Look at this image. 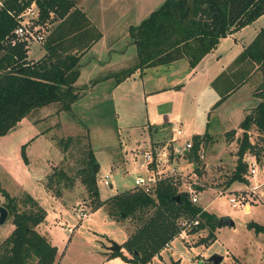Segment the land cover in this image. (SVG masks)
<instances>
[{"label": "rangeland", "instance_id": "374dc122", "mask_svg": "<svg viewBox=\"0 0 264 264\" xmlns=\"http://www.w3.org/2000/svg\"><path fill=\"white\" fill-rule=\"evenodd\" d=\"M164 1L75 0L91 22L106 33V43L97 44L79 62L81 78L76 86L87 87L86 90H80L82 97L70 112L59 110L57 105L39 109L24 119L20 128L0 137V188L10 197L21 199L23 194L30 195L46 212L39 232L56 247L55 264H134L121 257L122 254L126 259L131 258V254L121 248L128 233L127 220L118 222L112 219L107 207L93 210L94 200L79 180L71 190H64L61 198L46 192V179L54 168L61 167L73 176L86 166L89 147L94 152L95 164L100 167L96 174L99 201L104 202L133 187L138 176H147V163L141 155L147 151L155 161L159 158L169 159V168L163 170L171 172L174 169L171 178L180 184L179 191L194 190L198 206L218 218L228 216L234 221V228L217 229L215 240L207 246L199 244L206 233L187 234L184 239H176L171 249L162 254L161 260L153 259L150 264H208L206 261L212 255L224 257L221 264H264V231L248 227L249 224L264 227V201L258 200L264 194V186L258 190L256 201H243L251 205L249 211L241 207L233 209L226 194L247 195L244 191L248 188L247 184L228 183L235 171L236 152L242 136L238 126L247 112L250 113L259 103L252 92L263 76L254 74L246 77L238 82L246 83L232 88L235 90L229 94H223L222 90L227 88L221 86L222 78L218 76L210 87L205 88L192 81V75L188 76L192 71L188 63L184 66L181 64L165 75L169 77L163 83L170 88L156 99L148 100L140 99L142 85L138 80L122 82L120 86H114L113 79L95 83L102 77L135 64L136 51L129 39L128 29L139 25ZM262 27L264 16L240 30L233 39L222 40L217 50L228 54L239 52L242 46L254 40ZM41 34L45 40L47 30L43 28ZM106 45L111 48L107 52ZM42 47V43L31 45L29 58L39 59L43 55ZM100 50L104 52L100 53ZM99 56L97 67L95 62ZM219 101L220 105L216 106ZM148 127L153 128V134L159 130L156 128H163L160 133L155 132L161 138L152 147L148 146ZM178 129L187 139L205 133L211 136L205 158L199 161L197 168L193 163V169L187 158L171 155L173 145L180 146L185 142L183 138L176 143L172 141L171 134ZM232 130L237 131L230 144L225 139V133ZM248 135L254 147L249 153L256 155L259 167L264 169V135L255 127L250 129ZM69 137L71 143L64 154L58 141ZM167 143L169 146L162 151ZM153 164L150 167H154ZM160 170H153L155 176L159 175ZM247 174L248 170L244 177L246 182L249 179ZM106 175L110 186L104 185ZM258 180L250 179V183L256 185ZM219 192L225 195L218 196ZM3 203L0 195V207H3ZM78 206L85 208L86 219L78 217ZM24 207L22 203L19 204L20 210ZM64 226L73 229V233H69ZM185 228L187 233L189 228ZM11 230L8 215L6 222L0 226V240L5 239ZM111 243L120 246V255H109Z\"/></svg>", "mask_w": 264, "mask_h": 264}, {"label": "trees", "instance_id": "16d2710c", "mask_svg": "<svg viewBox=\"0 0 264 264\" xmlns=\"http://www.w3.org/2000/svg\"><path fill=\"white\" fill-rule=\"evenodd\" d=\"M32 3L38 11L34 25L40 33L43 28L47 30L42 43L43 55L35 60L28 59L29 47L25 42L13 41V32L18 26L17 17ZM263 15L264 0H165L139 25L128 29L129 39L136 51L135 64L95 83L113 79V85L117 86L137 71L181 60L194 69L221 39L251 25ZM101 38L99 28L76 5L75 0H1L0 137L7 135L39 109L57 105L59 110L70 112L82 97L80 90L87 88L76 86L79 62ZM235 67H239V81L254 74L263 76L253 92L259 103L238 126L242 136L236 152L235 171L228 183L247 184L244 178L247 166L243 157L254 148L248 132L255 127L264 135V27L234 61L232 68ZM243 82L223 94L230 93L234 90L232 88ZM234 135L235 130H232L225 133V138L230 141ZM191 141L192 149L186 158L197 168L201 145H207L209 136L207 133L202 137L193 136ZM58 143L65 154L71 138L60 139ZM95 163L94 152L89 147L84 168L73 176L61 167L54 168L47 176L45 189L55 198H61L63 191L71 190L79 180L94 200L93 210L107 207L112 219L118 222L127 220V240L121 248L130 253L131 258L126 259L121 254L123 259L134 264H150L174 239L185 233L183 223L196 222L189 227L187 234L206 233L200 239V245L207 246L215 240L219 218L192 204L189 194L179 191L180 184L174 178L156 181L148 192L133 187L101 202L96 175L92 171ZM0 195L14 227L0 243V264H54L56 247L37 231L45 222L46 212L28 194L19 199L10 197L0 188ZM20 203L25 206L23 210L19 209ZM248 227L264 231V227L257 224H249ZM120 250L109 255H120Z\"/></svg>", "mask_w": 264, "mask_h": 264}, {"label": "crops", "instance_id": "0c3cea01", "mask_svg": "<svg viewBox=\"0 0 264 264\" xmlns=\"http://www.w3.org/2000/svg\"><path fill=\"white\" fill-rule=\"evenodd\" d=\"M264 16V15H263ZM262 17V16H261ZM260 19V18H259ZM257 21V20H256ZM255 21V22H256ZM254 22V23H255ZM252 23V24H254ZM251 24V25H252ZM250 26V25H248ZM246 26V27H248ZM98 27V26H97ZM245 27V28H246ZM99 30L101 31L102 33V38L100 39V41H98L95 45H93L91 47V49H93L97 44H103L104 45V42L106 43L105 39H106V33L103 32L102 29H100V27H98ZM244 29V28H243ZM242 30V29H241ZM240 32V31H238ZM238 32L230 35V36H227L226 38L224 39H233L235 37V35L238 34ZM224 39H221L219 41V44L222 40ZM251 43V42H250ZM248 43L246 46H242V49L239 51V52H235L233 54V52H230V54H228L229 52H224V51H221L220 49L217 50V47L211 51L209 54H207L201 61L200 63L194 68L192 69L191 73L188 74L189 75H192L191 79L192 81L196 82L197 84H201L202 86H205V88L207 87H210L212 82L219 76L220 78L223 79V82L221 84L222 85H225L226 86V90H222V92H227L232 86L233 84H237L239 82V72H238V69L239 67H235V68H232V65L234 64V61L239 57V55L243 52V50L250 44ZM219 47V45H217ZM109 46L107 47L106 45V52L108 50ZM91 49L82 56L81 60L83 58H85L87 56V54L91 51ZM111 49V48H109ZM104 50H100V53H103ZM134 55V54H133ZM136 55V53H135ZM101 56L97 57L96 59V62L95 64L97 63V67H99V58ZM28 59H31L29 58V54H28ZM80 60V61H81ZM90 63V62H89ZM186 61L185 60H181V61H177V62H174V63H171L169 65H166V66H159V67H154V68H148V69H145L143 70L142 72L140 71H137L135 74H133L129 79H127V81H124L122 84H124L125 82H128V81H140L141 85H142V88L140 90V95H141V100H148L149 98H152V99H156L158 96H160V94L165 91V90H168L170 87H166L163 83V80H166L168 81V77H166L165 75L167 74V72L169 71H172V69H175L176 67H179V65L182 64V66L186 65ZM106 64V63H105ZM93 69H95V67H93ZM227 70H229V72H227ZM91 72H92V69H91ZM93 74V73H92ZM81 78V72H80V76L78 78V80ZM191 79H189L191 81ZM107 80H110V79H107ZM106 80V81H107ZM243 83H246L243 82ZM242 83V84H243ZM120 84V85H122ZM77 85L79 86V82L77 83ZM119 85V86H120ZM118 86V87H119ZM219 88V86H218ZM237 88V87H236ZM235 90V89H234ZM233 90V91H234ZM232 92V91H230ZM254 92V90H253ZM252 92V93H253ZM229 94V93H228ZM249 112H247L248 114ZM246 114V115H247ZM149 128V133H150V140H149V145H154V144H157L158 143V139L161 138L160 135L156 134V133H160V131L163 130V128H156V129H159V130H155L154 131V134L153 132H151V130H153L152 127H148ZM238 130V129H237ZM235 130V131H237ZM156 132V133H155ZM183 132V131H182ZM203 135H201L202 137ZM211 136L209 135V138ZM171 138L174 139V135L171 134ZM192 138V137H191ZM189 138V139H191ZM185 140H189L187 138H183ZM226 139V138H225ZM232 138L230 139V144L232 143ZM167 146H169V144H165L163 147H162V151L164 148H167ZM207 146H208V143L207 145L204 146V144L201 145V151L200 152H204V154L206 155L205 151L207 149ZM124 150H126L125 146H123ZM145 148V147H144ZM153 148L155 149L156 147L153 146ZM147 153V151H144L141 153L142 156H144L143 154ZM186 158V157H185ZM167 168L168 165H166ZM240 184V183H239ZM134 187V186H133ZM131 187V188H133ZM131 188H128V189H131ZM47 192V191H46ZM48 193V192H47ZM250 207L251 205L250 204H246L245 205V210L249 211L250 210ZM205 211H207L205 208H203ZM208 212V211H207ZM210 213V212H209ZM223 217V216H222ZM43 224V223H42ZM41 224V225H42ZM12 225V224H11ZM40 225V226H41ZM39 226V227H40ZM39 227L37 228V231L39 232ZM65 227V226H64ZM235 227V226H234ZM233 227V228H234ZM13 225H12V230H13ZM221 228H224V227H221ZM226 228H229V227H226ZM219 229V228H217ZM11 230V232H12ZM10 232V234H11ZM40 233V232H39ZM9 234V235H10ZM41 234V233H40ZM202 234V233H201ZM204 234V233H203ZM8 235V236H9ZM43 235V234H41ZM184 235H187V233L184 234V232H182L176 239H184ZM206 234H204V237H205ZM7 236V237H8ZM44 236V235H43ZM6 237V238H7ZM46 237V236H45ZM216 237V235H215ZM5 238V239H6ZM3 239V240H5ZM174 239L158 256L154 257L153 259H156V260H161L162 259V254L166 251H168L169 249H171L172 247V244L173 242L176 240ZM3 240H0V243L3 241ZM126 240H127V237H126ZM51 242V241H50ZM52 244V243H51ZM189 247V246H188ZM191 248V247H190ZM170 256V255H169ZM155 260V261H156ZM223 260H224V257H223ZM223 262V261H222ZM55 264V263H54Z\"/></svg>", "mask_w": 264, "mask_h": 264}, {"label": "built area", "instance_id": "2783aa9c", "mask_svg": "<svg viewBox=\"0 0 264 264\" xmlns=\"http://www.w3.org/2000/svg\"><path fill=\"white\" fill-rule=\"evenodd\" d=\"M37 17H38L37 7L34 3H32L17 17L18 26L13 32V36H14L13 41L25 42L28 47H30L33 44L43 43L44 36L40 33V29L34 25V21L37 20ZM173 135H174V139L172 141L176 143L177 140L184 138L185 134L182 132L181 129H178L176 132H174ZM191 149H192L191 139L185 140V142L180 146H176V145L172 146L171 155H174L175 157H181V156L186 157V155L191 151ZM200 151H199V161H202L205 158V154L204 152H200ZM249 152L250 151H247L243 157V162L247 166V170H248L247 176L249 178L247 181L248 188L244 190L247 193V195L238 196L235 194L231 195L226 193L229 196L228 201L233 209H237L238 207L245 208V205L248 203L245 204L243 203V201L247 199H252V200L254 199L256 201V199H258L257 197L258 190L264 186V169L259 167L256 159V155L250 154ZM143 157L145 162L147 163V168H146L147 176L146 177L138 176L134 181V187L141 188L145 192H148L150 188L156 183V181L169 178L174 175L175 173L174 169H172L171 172L170 170L169 172H165L163 170L166 167L167 162H169L168 158L162 160L159 158L158 160L155 161L151 153H146L144 154ZM152 164L154 165L153 168L150 167ZM191 164H192V168L194 169L193 163ZM154 169L157 170L156 172H158V170L161 169L159 175L155 176L156 174L153 171ZM254 178H259L256 185H252L250 183V179H254ZM104 179H105L104 185L110 186L109 182L107 181L109 179L108 175H106ZM186 192L189 194L191 203L197 204L198 197L196 195V192L191 189ZM224 195L225 194L223 192L218 193V196H224ZM258 200L264 201V194H262ZM76 210H77L76 212H78V217L81 220H84L88 217L84 207L78 206ZM195 224L196 222L194 221L190 223H183V226L189 228L190 226H193ZM65 228L69 233H73V229L68 228L67 226H65Z\"/></svg>", "mask_w": 264, "mask_h": 264}, {"label": "water", "instance_id": "95a60500", "mask_svg": "<svg viewBox=\"0 0 264 264\" xmlns=\"http://www.w3.org/2000/svg\"><path fill=\"white\" fill-rule=\"evenodd\" d=\"M18 128H20V125L16 126L14 129H18ZM99 168L100 167L98 166V164H94L92 166L93 175L97 174V171L99 170ZM7 217H8L7 210L4 207H0V226H2L6 222ZM122 217L125 218L123 214H122ZM217 225H218V228H221V227L233 228L235 226L234 221L228 216L220 217L218 219ZM120 249H121L120 246L116 243H111V246L109 247L110 253L118 252ZM222 261H223L222 256L212 255L211 257L207 259L206 262L208 264H221Z\"/></svg>", "mask_w": 264, "mask_h": 264}]
</instances>
